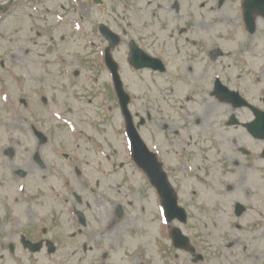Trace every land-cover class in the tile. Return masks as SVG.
Listing matches in <instances>:
<instances>
[{
  "label": "flooded vegetation",
  "instance_id": "flooded-vegetation-1",
  "mask_svg": "<svg viewBox=\"0 0 264 264\" xmlns=\"http://www.w3.org/2000/svg\"><path fill=\"white\" fill-rule=\"evenodd\" d=\"M13 2L2 8L0 0V14ZM28 3L33 49L0 53V264H154L144 254L151 245L158 264L176 255L165 250L166 240L173 243L167 233L181 222L162 224V193L127 152L122 88L140 140L156 153L157 181L204 199L188 204L199 228L218 224L203 205L210 192L232 191L231 181L242 176L243 196L222 193L215 206L245 203L242 216L252 215L242 226L250 231L264 221V134L248 130L253 121L264 129V0ZM26 69L35 70L36 84L25 79ZM31 94L38 105L27 101ZM114 111L119 154L86 129L89 117L105 126ZM52 130H66L71 140L58 134L46 153ZM137 183L154 198L152 230L144 227L145 204L134 215L138 225L126 210ZM258 236L234 237L228 249L251 245L263 257L264 234ZM134 248L141 257L131 261Z\"/></svg>",
  "mask_w": 264,
  "mask_h": 264
},
{
  "label": "rangeland",
  "instance_id": "rangeland-1",
  "mask_svg": "<svg viewBox=\"0 0 264 264\" xmlns=\"http://www.w3.org/2000/svg\"><path fill=\"white\" fill-rule=\"evenodd\" d=\"M6 2H8V4H11L10 1L11 0H5ZM25 3V5L22 8V12H26V14H22V18H18L17 20L15 19H11L8 18L4 23V32L3 34H0V53H3V50H5L7 53L9 52H14L15 50H18L19 47H26V48H32V36H31V26L33 24L32 21H30V14H29V3L28 0H14L13 4H22ZM7 4V3H6ZM7 4V5H8ZM5 6H2V8ZM21 12V11H20ZM19 12V13H20ZM21 14V13H20ZM16 29H21V31H19L18 33H15ZM34 37V40L38 39V36H36L35 32H33L32 34ZM31 39V40H30ZM62 42V40L58 39V42ZM6 56L8 54H5ZM23 76L25 77V79L28 82L34 83L36 84V82L33 81V78H35V70L34 69H29V70H23L22 72ZM102 80H105V78L103 76H101ZM28 97H30L27 101L30 102L32 105H38L37 103V96L34 98V96L28 95ZM104 114V113H102ZM31 121H35L34 119H31ZM88 123H90V125L86 126V129L88 130L87 132L89 134H92L95 137V141L97 143H99L100 145L104 146L106 148V141H108L109 139V143L111 144L109 147L111 149L112 152H117L119 154V152L122 150V139H119L117 137H115L116 131L118 130L119 127V119H117L116 117V111L113 112V114L111 116H108L106 118V124L104 125H100V124H95V121L93 120V118L89 117V120H87ZM8 128L10 127L9 124L7 125ZM101 130H98V129ZM65 134V137L70 139V136L68 134V132L66 130L63 131H59V130H52L51 133L49 134L50 136V140L51 142L46 146L47 148L45 149V151H47L46 153H50V150L52 149V145L55 144V139L58 137V134ZM18 136L21 137L22 139L26 138L28 139V136H26L25 133H18ZM82 148H85L84 144H81ZM30 147V146H28ZM245 180V177L242 176L238 179H234L231 181V183H235V188L233 190V193L235 195L239 194L241 196H243V193L246 192L247 189L246 188V184L243 183ZM262 180L264 181V176L261 177V179L259 178V184H262ZM259 185V186H260ZM244 186V187H243ZM241 187H243V190L241 189ZM256 188L251 189L252 193L254 192ZM237 193V194H236ZM131 195H132V205L131 206H127L126 210L128 212L129 217H131L134 221V225H138L136 224V219L134 217V215H138V211L141 210V207L143 208V205L145 204L147 206V209L149 211V213L146 215V220H147V225L149 227L144 226L145 228H148L149 230H152V223L149 220V216L153 215V210L151 211L148 207L149 203H152L154 201V198H152L150 195H146L144 193V190L141 188V186L137 183L135 184L134 188L131 190ZM264 195V194H263ZM191 196V195H190ZM143 199H142V198ZM202 200V198H196L195 202H197L198 200ZM247 199V201L249 202V207L250 206H254L256 203V199L253 193V199H249V198H245ZM104 200V202H107V200ZM194 200V198L191 196V202ZM213 203V202H211ZM204 206L210 207L209 204H206L205 202H203ZM247 207V206H246ZM233 214H234V208H233ZM215 215H220L223 216L226 220V222L228 223V229L231 235H235L237 237L243 238L244 241H247L249 239H251V236H254V233H258L259 236L261 237V235L264 234V221L261 224H257L256 228H253V231H250L247 227L244 226V228L242 229L241 227H239L237 223L239 222H243V220L245 218H249L250 215H252V211L250 212L249 210H247L245 212V214L243 215L244 218H239L238 216L231 215V211L230 209H227V211L223 214L221 213H217L216 212V208L214 207V216ZM196 220L195 223L197 225V215L195 216ZM255 220H258V216L255 215V217H253ZM125 219V218H122ZM118 220L119 223L122 221ZM210 229V228H208ZM258 242L262 241V238H257L256 239ZM167 252L170 251L169 247L167 246V248L165 249ZM225 252H229V250L224 249ZM254 247H252L251 245H248L247 248H245V250H243L240 259L238 260L241 264H263L264 263V256L263 257H259L258 254L254 253ZM140 250L138 248H134L131 250L130 256H131V261L135 260V256L139 255ZM174 252V251H173ZM144 254L147 257V260H152L154 262V264H158V262H156V258L158 255V251L157 248L154 245H151L149 248H146L144 251ZM175 256H172L169 252V256L167 258V260H170V264H193L192 262H189V255L187 253H183V252H175ZM175 257V258H174ZM238 261H235V263L233 264H237ZM164 264V263H163ZM202 264H227V262L225 261V257L223 255V252L220 254H217V257L212 256L209 257V261H207V263L202 262Z\"/></svg>",
  "mask_w": 264,
  "mask_h": 264
}]
</instances>
